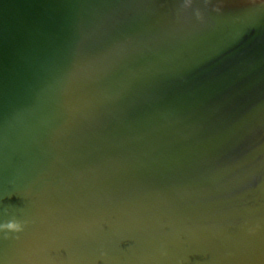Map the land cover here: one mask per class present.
<instances>
[{"label": "water", "instance_id": "obj_1", "mask_svg": "<svg viewBox=\"0 0 264 264\" xmlns=\"http://www.w3.org/2000/svg\"><path fill=\"white\" fill-rule=\"evenodd\" d=\"M0 264H264V0H0Z\"/></svg>", "mask_w": 264, "mask_h": 264}]
</instances>
